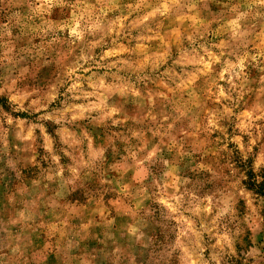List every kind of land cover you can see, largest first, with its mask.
<instances>
[{
    "label": "clouds",
    "instance_id": "1",
    "mask_svg": "<svg viewBox=\"0 0 264 264\" xmlns=\"http://www.w3.org/2000/svg\"><path fill=\"white\" fill-rule=\"evenodd\" d=\"M0 48V264H264V0H0Z\"/></svg>",
    "mask_w": 264,
    "mask_h": 264
},
{
    "label": "rangeland",
    "instance_id": "2",
    "mask_svg": "<svg viewBox=\"0 0 264 264\" xmlns=\"http://www.w3.org/2000/svg\"><path fill=\"white\" fill-rule=\"evenodd\" d=\"M52 18L54 20H58L60 18V10L57 9H53V13H52ZM4 23H7L6 20H4ZM19 34V30L18 29H13V35H18ZM135 34V33H134ZM175 39V38H174ZM36 43H40L39 39H37L35 41ZM17 47L19 46V42H13ZM175 46V45H173ZM4 49L0 48V55L3 54ZM50 67L49 65H43L41 66L38 70H37V76H39L41 73H45V70ZM45 75H47L45 73ZM130 107L134 108L135 106H131ZM5 110H7V107L5 106ZM26 115V114H25ZM49 130L51 131V128L49 127ZM38 134V133H37ZM104 141V137L103 135H95L94 136V142H100L102 143ZM117 147H120V143L117 142ZM37 152H43V149H37ZM107 156V153H106ZM109 161L111 162H115L113 160V158L111 156H108ZM35 169L32 166H29L28 169H24L20 172L19 175H17L15 172H8L7 175H4L2 177H0V216H5L6 215V205H8V202L6 200V195L7 193L11 190V191H16L17 187L19 185V182L21 180L25 181V186L30 187L31 186V180L30 178L32 177V173ZM118 175V174H115ZM261 175L264 176V166H262L261 168ZM249 176H252V173L249 172ZM28 178V179H26ZM90 183H95L94 181H90ZM249 191L251 192V194L253 196H259V197H264V183H262L261 185L257 186L255 184H248L247 185ZM146 203H150V202H146ZM10 207V205H8ZM98 208L97 202L96 201H92L90 203V205H86L81 211H73L72 215L74 217H81V216H87V217H91L92 215H95L97 218V221H99L101 219L99 211H96V209ZM91 209V210H90ZM65 215H67V213H65ZM106 215L111 218L114 215H116L115 209L108 207V211L106 213ZM262 215H264V213H262ZM60 218V213L57 212L55 216L51 215V214H47L44 218V220H42L39 224L38 227L41 230H47L49 228H52L56 225V221L57 219ZM127 219V217H124L123 219H121L120 217H117V222L118 223H123L125 220ZM63 227H67V225H63ZM103 228V225L97 223H94L90 228H89V233H93V232H99L101 231ZM251 242L249 241V244ZM258 243L261 245H264V231H262L259 236H258ZM264 250V249H262ZM44 264H48V261L50 260L52 262V264H56V260L57 257L55 256V254H53L50 257H44Z\"/></svg>",
    "mask_w": 264,
    "mask_h": 264
}]
</instances>
